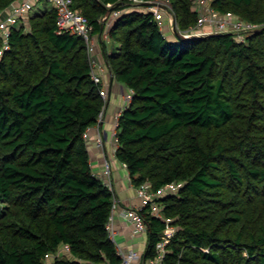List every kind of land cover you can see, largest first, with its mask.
Listing matches in <instances>:
<instances>
[{
	"label": "trees",
	"instance_id": "16d2710c",
	"mask_svg": "<svg viewBox=\"0 0 264 264\" xmlns=\"http://www.w3.org/2000/svg\"><path fill=\"white\" fill-rule=\"evenodd\" d=\"M14 0H0V9ZM124 1V4H119ZM181 28L195 26L194 0H168ZM128 0H74L101 17ZM259 24L241 40L219 32L189 41L167 35L152 11L112 18L119 51L105 57L134 89L119 119L117 157L132 182L158 191L163 215L143 207L144 257L177 226L169 264H264V0H209ZM57 10L30 14L0 53V264H47L62 243L72 255L52 264L121 257L107 227L113 190L94 171L87 132L104 107L84 38L58 32ZM2 41L0 40V49Z\"/></svg>",
	"mask_w": 264,
	"mask_h": 264
},
{
	"label": "built area",
	"instance_id": "2783aa9c",
	"mask_svg": "<svg viewBox=\"0 0 264 264\" xmlns=\"http://www.w3.org/2000/svg\"><path fill=\"white\" fill-rule=\"evenodd\" d=\"M40 0H14L10 5L0 9V37L2 38V46L0 53L11 47L10 35L13 28L20 22L25 21L26 17L33 13L38 7L37 2ZM53 2V7L56 8L58 18V32H70L72 34L80 35L86 42L87 51L89 53L91 64V75L94 81L102 83L100 88V94L104 100V107L101 110L97 122L94 125L97 129L95 136V143L101 149H106V145L109 142L111 147V154H105L102 167V178L104 182L113 190V206L112 212L108 220L107 227L110 232L111 238L115 241L117 246V252L121 259L117 264H169L167 261V255L169 252V245L177 230V226L171 222V218L165 217L168 222L167 227L163 231L161 238L157 241L155 247V255L149 258L144 257V253L135 248L126 249L117 243L116 234L117 228L115 226V211L120 204V198L116 192L114 186V170L112 158L117 157V150L119 147L118 138V126L119 119L125 108L132 100L134 89L129 87V92L125 95V105L117 113L114 121V127L111 135V139L107 140L106 129L104 127L105 121V109L109 98V91L104 85L103 71L108 68L112 71V68L107 63L99 61L96 55V48L99 43L108 42L111 39L110 25L112 18L120 15L124 11L130 9H141L144 11H152L153 16L159 23L160 27L165 29V25H169L170 30L177 36L181 34L186 37H199L211 33L219 32H236L241 40L245 39V33L252 31L259 27V24L246 21L239 15L233 12L221 13L211 6L209 0H204L199 9L198 22L195 26L188 28H181L177 22L175 11L173 10L168 0H128L125 8H114L112 11L109 9L101 17L103 29L100 32H96L95 24L89 19V17L81 10L74 7V0H50ZM109 7L113 6L108 4ZM88 135V134H87ZM123 165L127 166L125 162ZM182 182L172 181L162 186L158 191L152 189L150 182H144L137 186V194L143 199V205L138 206H122L121 215L132 226V231L135 235L147 233L148 225L146 219L141 212V209L146 206H150L155 215L164 217L163 205L158 201V197L164 192L176 191ZM72 255L71 245L69 243H62L58 249L54 252L46 253V262L49 260ZM48 263V262H47ZM93 264H111L109 261L98 262Z\"/></svg>",
	"mask_w": 264,
	"mask_h": 264
},
{
	"label": "crops",
	"instance_id": "0c3cea01",
	"mask_svg": "<svg viewBox=\"0 0 264 264\" xmlns=\"http://www.w3.org/2000/svg\"><path fill=\"white\" fill-rule=\"evenodd\" d=\"M194 7L195 9L199 10V8H196V5H194ZM167 29V35H169L170 37L175 35L170 30L169 25L167 26ZM108 42L99 43L96 48L95 53L99 61L102 63H107L104 49L105 43V47L109 53L115 52L114 50L109 49ZM103 79L104 85L109 91V98L105 109L104 127L106 129L107 140H110L116 115L125 105V95L129 92V86L118 80L115 77L113 71L108 70V68L103 71ZM87 134L88 149L90 152L94 171L97 174L102 175L104 156L105 154H111L110 144L108 142L106 145V149L104 150L96 145L95 136L97 134V129L95 126L89 128ZM112 163L114 170V186L120 198V204L117 206L115 211L114 221L117 228V243L126 249L135 248L144 253L147 247L148 234L143 233L135 235L132 231L131 224L123 218L120 212L122 206H142L143 199L137 194V186L132 182L128 167L123 165V162L118 159V157H113Z\"/></svg>",
	"mask_w": 264,
	"mask_h": 264
},
{
	"label": "rangeland",
	"instance_id": "374dc122",
	"mask_svg": "<svg viewBox=\"0 0 264 264\" xmlns=\"http://www.w3.org/2000/svg\"><path fill=\"white\" fill-rule=\"evenodd\" d=\"M204 0H194V5H196L197 7L196 8H199L201 10V6H202V2ZM37 8L35 9V11H33L32 14L36 13V12H39V11H43L45 9H48L50 7H53V2L50 1V0H40L37 2ZM176 36V35H175ZM177 37V36H176ZM0 40L2 41V38L0 37ZM108 46H109V49L110 50H114L115 52L119 51V48H120V42L114 38H111L108 42ZM48 264H51L53 263L52 260H49L47 261Z\"/></svg>",
	"mask_w": 264,
	"mask_h": 264
},
{
	"label": "water",
	"instance_id": "95a60500",
	"mask_svg": "<svg viewBox=\"0 0 264 264\" xmlns=\"http://www.w3.org/2000/svg\"><path fill=\"white\" fill-rule=\"evenodd\" d=\"M119 4H124V1H121ZM114 8H115V6L113 5L110 7V10L112 11ZM177 37L179 40H182V41H189L193 38V37H186V36H183L181 34H178Z\"/></svg>",
	"mask_w": 264,
	"mask_h": 264
}]
</instances>
